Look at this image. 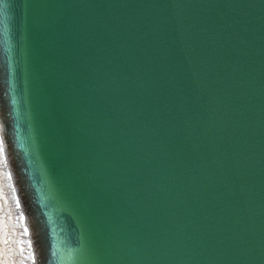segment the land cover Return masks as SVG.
<instances>
[{
  "label": "water",
  "instance_id": "95a60500",
  "mask_svg": "<svg viewBox=\"0 0 264 264\" xmlns=\"http://www.w3.org/2000/svg\"><path fill=\"white\" fill-rule=\"evenodd\" d=\"M0 154L19 264H264V0H0Z\"/></svg>",
  "mask_w": 264,
  "mask_h": 264
},
{
  "label": "bare ground",
  "instance_id": "6f19581e",
  "mask_svg": "<svg viewBox=\"0 0 264 264\" xmlns=\"http://www.w3.org/2000/svg\"><path fill=\"white\" fill-rule=\"evenodd\" d=\"M2 154V153H1ZM0 154V264H19L20 234L10 204V195L5 187L3 159Z\"/></svg>",
  "mask_w": 264,
  "mask_h": 264
}]
</instances>
